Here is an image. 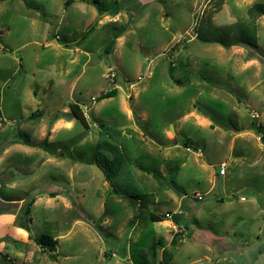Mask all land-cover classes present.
I'll use <instances>...</instances> for the list:
<instances>
[{
  "label": "rangeland",
  "instance_id": "obj_1",
  "mask_svg": "<svg viewBox=\"0 0 264 264\" xmlns=\"http://www.w3.org/2000/svg\"><path fill=\"white\" fill-rule=\"evenodd\" d=\"M0 113V184L27 187L17 219L57 243L10 241L0 264H264V0H0ZM98 123L141 201L96 166Z\"/></svg>",
  "mask_w": 264,
  "mask_h": 264
},
{
  "label": "trees",
  "instance_id": "obj_2",
  "mask_svg": "<svg viewBox=\"0 0 264 264\" xmlns=\"http://www.w3.org/2000/svg\"><path fill=\"white\" fill-rule=\"evenodd\" d=\"M72 1L73 0H65V4H69ZM97 2H98V0H92V3H94V4H96ZM256 7L259 9V11L262 9V7L260 5L256 6ZM97 8H98V11L100 13L103 12L99 7H97ZM115 12H113L112 14H114ZM125 29H126V27L124 25H121L117 29V32L115 33L114 37L109 40L108 44L104 48L105 54H108L111 52L115 38L120 36L124 32ZM64 38H65L64 36L59 38V41H61L62 43H64V45H66V42L63 41ZM168 71H169V73L172 72L171 65L169 66ZM173 80L175 82H179L177 79H173ZM116 92H117V88L113 87L109 90L103 91L100 94V98L112 97V96L116 95ZM68 108H69L72 116L85 129H88V122H87L86 116H85L83 110L81 109L80 105L76 102H71L68 104ZM32 114H34V113H32ZM0 117H1V113H0ZM97 126L99 129V133H98V137H97V140L95 142V145H94L95 164L99 168V170L102 172L106 181L111 186V193L141 201L142 199L147 197V194L145 192L139 191L138 189H136V187L133 184H132L133 186L130 190H128V189L126 190V189L122 188V186L117 185V182H121V183L122 182H130V183L134 182L133 181L134 180L133 179V173H132V171H131V169H130L127 161H126V158H125V156H124V154L120 148L121 131L118 129L112 128L109 125L104 124V123H98ZM252 128H254L256 130V133H258L260 139L262 140V138H264V136L261 132L260 126L252 122ZM32 202H33V197L29 198V196H28L26 203H25L24 215H27V213L29 212V209H30V206L32 205ZM1 204L3 205V208L1 209V211H9L11 206L15 205L16 203H3V202H1ZM173 214H174L173 219H171V220L176 222L178 219V215H177L178 213H173ZM147 215L151 221H157L158 222V221H163V220L167 219L166 218L167 216L165 214H159V213H155L153 211H149L147 213ZM139 216H140V214L136 213L133 216V219H131V223H133L134 219L136 220ZM16 217H18V216H16ZM20 226L23 227L25 230L28 229V227L24 224H21ZM34 240L37 243V245H39L41 247V249L49 252L51 259L56 258V253L54 252L55 251V244H56L55 239H53L50 235L43 233V234L36 236L34 238ZM157 248H158L157 243L155 241H152L147 247V251L149 252V254L151 256L152 262H155L157 259ZM9 264H15V263H13L10 260Z\"/></svg>",
  "mask_w": 264,
  "mask_h": 264
},
{
  "label": "crops",
  "instance_id": "obj_3",
  "mask_svg": "<svg viewBox=\"0 0 264 264\" xmlns=\"http://www.w3.org/2000/svg\"><path fill=\"white\" fill-rule=\"evenodd\" d=\"M14 179L0 184V227H1L0 237L6 240V243H1L0 246H3L4 244V248L13 247V244H10V241L15 242L16 240H19L24 245V243H26L28 239L34 240L35 238L34 236L29 237L30 234L27 232L28 229L25 230L23 227H21L20 225L22 224V222L20 224L19 220L16 217L18 215L19 209L22 206V203L25 197L28 195V191H27L26 186L25 187L20 186V183H16ZM46 195L53 196L52 192ZM37 200H39V197L34 196L30 209L32 206L36 204ZM1 202L16 203V204L11 206L9 211H1V209L3 208V205L1 204ZM30 209H29L27 218H29ZM164 221H169V220L165 219ZM9 235H11V237H9ZM180 241H183V239H181ZM56 244H55V249H56ZM5 258H8V259L10 258L8 253H5Z\"/></svg>",
  "mask_w": 264,
  "mask_h": 264
},
{
  "label": "built area",
  "instance_id": "obj_4",
  "mask_svg": "<svg viewBox=\"0 0 264 264\" xmlns=\"http://www.w3.org/2000/svg\"><path fill=\"white\" fill-rule=\"evenodd\" d=\"M93 98V97H92ZM224 167H225V163H220V167H219V174H223L224 173ZM195 198L198 199V200H201L202 197L200 194H196L195 195ZM167 217H170L171 215L169 213H166L165 214Z\"/></svg>",
  "mask_w": 264,
  "mask_h": 264
}]
</instances>
